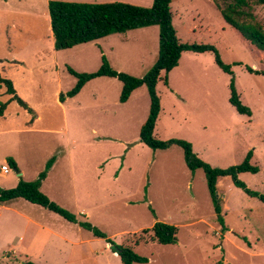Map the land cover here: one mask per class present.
Instances as JSON below:
<instances>
[{"label":"rangeland","instance_id":"374dc122","mask_svg":"<svg viewBox=\"0 0 264 264\" xmlns=\"http://www.w3.org/2000/svg\"><path fill=\"white\" fill-rule=\"evenodd\" d=\"M61 1H121L150 8L154 0ZM210 1L172 0L178 38L187 44L216 47L223 62L232 66L237 93L252 116L240 115L230 104L231 76L216 65L212 53L186 52L179 67L167 75L168 85L165 74L158 82L162 115L154 136L162 141L189 142L196 156L213 168L239 165L253 152L251 163L259 172L241 174L239 179L264 195V49L244 40ZM9 2L8 7L0 6L4 8L0 14V59L4 60L0 73L7 71L17 80L33 114L11 101L5 86L0 87V165L8 159L19 164L17 171L12 168L8 174H0V189L15 188L17 179L35 181L46 163L57 156L56 172L60 176L51 177L45 187L56 201L41 191L117 244L132 247L149 260L146 264H264V202L235 187L229 177L222 178L217 197L224 230L205 171L192 172L179 146L154 151L140 142V122L150 108L145 86L134 96V114L129 107V118L124 122H116L114 116L123 106L119 101L123 85L117 79L92 83L79 97L64 104L56 96L57 90L66 93L73 88L75 77L67 67L93 73L100 68L103 55L114 70L144 77L157 61L159 27L152 29L157 35L142 29L129 33L132 46L139 47L129 54L116 45L119 34L93 48L86 45L67 51L61 58L65 63L52 71L49 80L37 68V54L46 56L50 47L39 40L26 42L45 36L51 27L50 16H45L49 14L48 0ZM254 12L264 27V6ZM16 22H23L24 27L16 28ZM19 57L24 63L12 65L11 61ZM28 74L33 76V84H26ZM53 186L63 188L67 195L54 194ZM155 219L178 227V243L132 245L130 240L144 236L142 230L151 228ZM47 229L80 244L84 255L72 257L70 264H122L104 239L23 199L0 205V264H64L70 248L49 235ZM39 253L41 260H37ZM28 255L33 258L29 260Z\"/></svg>","mask_w":264,"mask_h":264},{"label":"trees","instance_id":"16d2710c","mask_svg":"<svg viewBox=\"0 0 264 264\" xmlns=\"http://www.w3.org/2000/svg\"><path fill=\"white\" fill-rule=\"evenodd\" d=\"M218 11L224 21L232 27L244 40L257 43L264 49V27L257 20L255 8L264 6V0H214ZM172 0H154L150 8L133 5L121 1L109 3H86L61 0H48L51 29L54 37L56 51L72 49L76 46L91 43L114 34H124L132 30L158 26L159 27V52L155 65L144 77H134L127 73L114 70L105 55L102 56L100 68L93 73H79L67 67L68 73L75 77V86L67 93H61L59 101L64 103L67 98L76 97L85 85L97 78L108 77L120 81L123 85L119 98L120 103H126L132 93L145 86L150 97V110L145 123L140 130V142L150 149L168 150L172 146L183 149L187 167L195 172L198 169L205 171L206 182L214 203L218 221L224 226L222 208L217 197L218 180L229 177L235 187L243 190L248 196L264 202V195L251 190L239 179L241 174H257L259 168L252 165L253 152H249L245 160L236 166L226 169L213 168L200 160L193 151L192 145L184 140L171 139L162 141L154 136L156 124L161 112V101L157 94V84L161 74L165 73L164 82L168 85L167 75L179 65L184 52L198 54L212 53L216 65L231 76L230 104L240 115L252 116L251 110L243 105L236 90L232 66L223 62L218 50L212 45L183 43L177 35L174 26V14L172 12ZM250 73L260 72L247 68ZM264 75V72H262ZM5 86L11 101L17 102L22 108L33 114L32 108L18 95L10 79L3 78L0 73V87ZM2 114V111H0ZM57 156H53L45 165L44 170L35 181L25 182L21 180L12 189H0V205L18 199H23L31 204L43 207L67 220L72 224H78L82 229L91 232L96 238L104 239L111 251L117 254L122 264H146L148 259L138 255L129 245H121L114 242L104 232L93 226L87 220H79L76 215L60 207L42 191V183L47 178L51 168L55 164ZM11 168L17 170V164L13 159H8ZM147 201V197L145 198ZM151 209V206H149ZM152 211V210H151ZM155 216V212L152 211ZM86 218V217H85ZM225 230L226 227L224 226ZM142 235L137 240H130L131 244L138 246L150 241L163 246L176 245L178 243V227L168 223L157 221L151 228L142 230ZM136 235V234H135ZM149 235V237H145ZM25 264H35L26 262Z\"/></svg>","mask_w":264,"mask_h":264},{"label":"crops","instance_id":"0c3cea01","mask_svg":"<svg viewBox=\"0 0 264 264\" xmlns=\"http://www.w3.org/2000/svg\"><path fill=\"white\" fill-rule=\"evenodd\" d=\"M207 1H209V2H211L210 0H207ZM214 2V0H212V3ZM9 0H0V6L2 7H8L9 6ZM215 3V2H214ZM1 10H4V8H0V14H1ZM45 16L46 17H48V19H49V14H45ZM0 19H1V17H0ZM174 21V20H173ZM15 26H16V28H18V29H22V27H24V25H23V22L22 23H15ZM154 27H156V26H152V27H147V28H142V31H144V32H151V33H155V35H157V30H152ZM158 27V26H157ZM137 30H139V29H137ZM137 30H132V31H129V32H127V33H124V34H119V36H118V39H117V42H116V45H118V46H120V48H122V51H123V53L124 54H129L130 53V51H132L134 48H137V47H133L132 46V42H131V40H130V36H129V33H132V32H134V31H137ZM154 31V32H153ZM47 34L45 35V36H42V37H39V36H37V37H35V39H32V40H26V42L29 44V43H31V42H38V40H39V42H42V43H44V42H46V44H47V46H49L50 47V52L45 56L43 53H40V52H38V54H37V56L40 58L39 59V63L37 64V68H38V70L39 71H42V72H44L45 74H47L48 76L46 77V79H49V80H51L52 79V77H51V73H52V71L53 70H57L58 68H59V66H61V64H63V63H65V61H62L61 62V58L63 57V55H65L64 53H66L67 51H71V50H74V49H78V47H80V46H86V45H88V46H86V47H91V48H93V47H96L97 45H100V41H102V40H104V39H106V38H112L111 36H113V35H111V36H108V37H106V38H103V39H100V40H97V41H94V42H91V43H87V44H82V45H79V46H76V47H74V48H72V49H68V50H63V51H56L55 50V48H54V37H53V32H52V29H51V27L50 28H48V30H47V32H46ZM143 33V32H142ZM115 35V34H114ZM131 35V34H130ZM143 39H139V42H140V44L141 43H143ZM92 45H94V46H92ZM111 46V52L113 53V44H111L110 45ZM102 47V46H101ZM137 49H139V47L137 48ZM184 53H186V52H184ZM183 53V54H184ZM193 53V52H192ZM183 54H182V57H183ZM196 54H198V53H196ZM182 57H181V59H182ZM157 58H158V56H157ZM181 59H180V61H181ZM179 61V62H180ZM11 63H13L12 65H14V66H19V65H21V64H23L24 63V61H22V59L19 57V58H14L12 61H11ZM4 64V60L3 59H0V65H3ZM179 67V65L176 67V68H178ZM175 68V69H176ZM3 69V68H2ZM5 73H1V75H2V77L3 78H10V80L13 82V85H14V88H15V90L17 91V93H18V95L22 98V99H26V97H25V95L22 93V91H23V89L22 88H20V85L18 84V82H17V80L14 78V77H11L10 75H8V73H7V71H4ZM162 74H165V73H162ZM162 74H161V76H162ZM26 76V75H25ZM28 76H31V78L30 77H28ZM165 78V76L163 77V79ZM24 79V78H23ZM75 79V81H72V83H73V87L75 86V84H76V82H77V80H76V78H74ZM102 79H114V78H108V77H101V78H97V79H94V80H92V81H90V82H88L86 85H85V87L82 89V91L86 88V87H90L91 86V84L92 83H98V81H101ZM160 80H162L161 78H160ZM159 80V81H160ZM97 81V82H96ZM25 82H26V84L27 85H29V84H33L34 83V78H33V76L32 75H27L26 77H25ZM101 83H103V82H101ZM157 86H158V84H157ZM140 89H142V87H140L139 89H137V90H135L133 93H132V95H131V97H130V99L126 102V103H124L123 104V106H122V112L118 115L117 113H115V117H116V122L117 121H121V122H124V121H127L128 120V118H129V112H128V108L129 107H131V110H132V112H133V114H134V109H133V106H132V104L134 103L133 102V99H134V96L137 94V93H139V91H140ZM70 91V90H69ZM82 91L76 96V97H74V98H67L66 99V101L68 100V99H75V98H77V97H79L80 96V94L82 93ZM67 93V92H66ZM60 91L59 90H57V92H56V96L58 97H60ZM138 95V94H137ZM95 98H96V96H95ZM97 100V99H96ZM65 101V102H66ZM64 102V103H65ZM61 103V102H60ZM64 103H62V104H64ZM122 104V103H121ZM149 104H150V102H149ZM175 104L177 105V107L180 109V108H182L183 106L181 105V102L179 101V100H177V99H175ZM149 110H150V108H149ZM146 112H147V108H146ZM148 113V112H147ZM145 115L146 114H144V116H143V119H142V121L140 122V124H144L145 123V121L147 120V118H148V116L147 117H145ZM149 115V114H148ZM161 115H162V112L160 113V115H159V118H158V121H157V124H156V126L158 125V123H159V120H160V117H161ZM155 132H156V128H155V131H154V134H155ZM66 133L67 134H69V132L68 131H66ZM172 147H174V146H172ZM171 147V148H172ZM170 148V149H171ZM170 149H168V150H170ZM165 151H167V150H165ZM65 154V153H64ZM14 160V159H13ZM15 162H16V164H17V168L19 169V164H18V162L16 161V160H14ZM6 164H8L9 165V163H8V161L7 162H5ZM10 166V165H9ZM58 167H59V164H57V161L55 162V164L53 165V167L51 168V170H50V172H49V174H48V176H47V178L43 181V183H42V187H41V190L45 193V194H47L51 199H53L52 198V195H50L51 193H50V191H46V189H45V187H46V185H47V183H48V181L51 179V177H52V179L54 178V177H56V176H60L59 174H57L58 173V171L56 172V169L58 170ZM11 168V167H10ZM12 169V168H11ZM117 174H119V173H117ZM3 175V174H2ZM24 175V173H22L20 176H23ZM118 176V175H117ZM220 180L221 179H219L218 180V184H217V187L220 185ZM21 180L20 179H17V181H16V185L15 186H17L18 184H19V182H20ZM56 184V183H55ZM53 191H54V194H56V195H59L60 197H64L65 195H67L66 194V192L64 191V189L63 188H57L56 186H53ZM74 196H76V195H74L73 194V197ZM19 200V199H18ZM53 200H55L56 201V199H53ZM13 202V201H12ZM9 203H11V202H9ZM9 203H6V204H2V205H7V204H9ZM34 205V204H33ZM51 212V211H50ZM81 213H83V211H80ZM53 213V212H52ZM55 214V213H54ZM57 215V214H56ZM59 216V215H58ZM55 217V216H54ZM61 217V216H60ZM26 219L28 218V217H25ZM55 219H57V218H55ZM28 221H29V223H31L32 225H35V226H37V227H39V228H41V225L40 224H38V223H36V222H34V221H32V219H28ZM157 221H159V219H155V221H154V224L157 222ZM75 225H78V224H75ZM79 226V225H78ZM154 226V225H153ZM80 227V226H79ZM81 228V227H80ZM47 231V233L49 234V235H51V236H56L57 238H60L62 241H64L65 243H67V246H69V251H68V255H65V257L67 256V259L65 260V259H63V261H64V264H70V262L72 261V257H78V256H80V257H82L83 255H84V253L82 252L81 253V246H80V244L79 243H77V242H74V241H71V240H69V239H67L66 237H64V236H62L61 234H59V233H56L55 231H53V230H51V229H47L46 230ZM149 243H154V242H149ZM149 243H147V244H149ZM146 244V245H147ZM145 245V244H144ZM139 246V245H138ZM138 246H136V247H138ZM75 251L77 252L76 254H75ZM29 256V260L30 259H32L33 258V256L32 255H28ZM38 258H37V260H41V257H42V253H39V255H36ZM115 256H117L116 254H115Z\"/></svg>","mask_w":264,"mask_h":264},{"label":"built area","instance_id":"2783aa9c","mask_svg":"<svg viewBox=\"0 0 264 264\" xmlns=\"http://www.w3.org/2000/svg\"><path fill=\"white\" fill-rule=\"evenodd\" d=\"M11 171V168L8 164L0 165V174L6 175Z\"/></svg>","mask_w":264,"mask_h":264},{"label":"water","instance_id":"95a60500","mask_svg":"<svg viewBox=\"0 0 264 264\" xmlns=\"http://www.w3.org/2000/svg\"><path fill=\"white\" fill-rule=\"evenodd\" d=\"M17 171V170H16ZM21 174L19 173V176H20Z\"/></svg>","mask_w":264,"mask_h":264}]
</instances>
